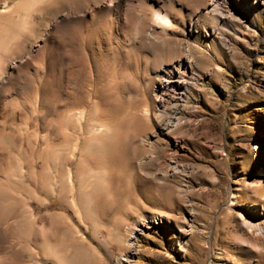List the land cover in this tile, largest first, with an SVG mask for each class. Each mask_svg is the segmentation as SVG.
I'll use <instances>...</instances> for the list:
<instances>
[{
  "label": "rangeland",
  "instance_id": "374dc122",
  "mask_svg": "<svg viewBox=\"0 0 264 264\" xmlns=\"http://www.w3.org/2000/svg\"><path fill=\"white\" fill-rule=\"evenodd\" d=\"M208 2L0 0V264H264V0Z\"/></svg>",
  "mask_w": 264,
  "mask_h": 264
},
{
  "label": "bare ground",
  "instance_id": "6f19581e",
  "mask_svg": "<svg viewBox=\"0 0 264 264\" xmlns=\"http://www.w3.org/2000/svg\"><path fill=\"white\" fill-rule=\"evenodd\" d=\"M230 0H209V2L204 6V7H208L210 6L212 9L214 8V10L217 11V15L218 17L221 19H219L218 22L219 26L222 25V21L223 18L229 17V11L233 9V7H231L229 4H227ZM261 3L262 0H245L246 6L245 8L242 9V13L244 14V18L247 17V14L253 10L254 7H256L258 4L257 3ZM226 4V5H224ZM214 13V12H213ZM151 22L152 24L156 25L157 27H159L162 30H166L168 29L171 25H172V21H171V14L168 11H161L159 9H155L151 12ZM214 17V16H213ZM216 17V16H215ZM215 32H217L218 34H221L222 37L223 33L220 31V33L218 32V29H214ZM208 47L207 49L210 50V44L209 42H206ZM185 61L184 63H179L177 65H173L171 64L170 66H167L165 64H160L159 66H157V72L158 75L161 77L162 81L160 83V86L158 87L159 92L161 90H163V88L166 87H170L172 89H177L179 87V85H184L185 88L187 87L186 84V77L184 76V71L182 70L184 68V66L189 67V68H193L192 67V57L191 54L186 52L185 53ZM182 60V59H181ZM160 87L162 89H160ZM184 91L179 89V93L178 96H181V94ZM185 93V92H184ZM176 107V106H175ZM162 113L166 114V111H163ZM177 111L176 109H174L172 111L171 114L168 115V124L166 129H169L173 126H176L177 124H179L181 122L180 118L178 117ZM159 221H160V216L158 217ZM155 216L152 217H140L137 220V224L136 227L132 229V231L130 232L129 237L126 239V244L129 247H134L135 246V242L137 240V231H143V228L145 227H150L151 223H155L157 222V219ZM134 255V251H132V249H128L127 251H125L123 254H121V259L126 262V263H130L132 262L134 259L133 258Z\"/></svg>",
  "mask_w": 264,
  "mask_h": 264
}]
</instances>
